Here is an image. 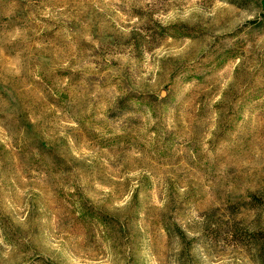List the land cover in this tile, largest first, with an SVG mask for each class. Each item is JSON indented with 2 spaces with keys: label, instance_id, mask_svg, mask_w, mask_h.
Listing matches in <instances>:
<instances>
[{
  "label": "rangeland",
  "instance_id": "obj_1",
  "mask_svg": "<svg viewBox=\"0 0 264 264\" xmlns=\"http://www.w3.org/2000/svg\"><path fill=\"white\" fill-rule=\"evenodd\" d=\"M0 264H264V0H0Z\"/></svg>",
  "mask_w": 264,
  "mask_h": 264
}]
</instances>
